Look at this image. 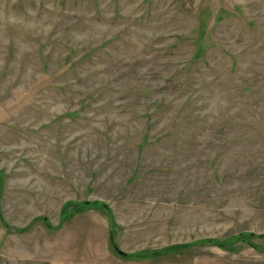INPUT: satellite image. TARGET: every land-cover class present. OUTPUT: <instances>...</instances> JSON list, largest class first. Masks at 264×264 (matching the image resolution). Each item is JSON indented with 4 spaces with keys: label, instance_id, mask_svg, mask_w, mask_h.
Returning <instances> with one entry per match:
<instances>
[{
    "label": "rangeland",
    "instance_id": "1",
    "mask_svg": "<svg viewBox=\"0 0 264 264\" xmlns=\"http://www.w3.org/2000/svg\"><path fill=\"white\" fill-rule=\"evenodd\" d=\"M0 264H264V0H0Z\"/></svg>",
    "mask_w": 264,
    "mask_h": 264
},
{
    "label": "water",
    "instance_id": "2",
    "mask_svg": "<svg viewBox=\"0 0 264 264\" xmlns=\"http://www.w3.org/2000/svg\"><path fill=\"white\" fill-rule=\"evenodd\" d=\"M117 251V253L119 254V255H121V256H125L122 252H120V251H118V250H116Z\"/></svg>",
    "mask_w": 264,
    "mask_h": 264
},
{
    "label": "trees",
    "instance_id": "3",
    "mask_svg": "<svg viewBox=\"0 0 264 264\" xmlns=\"http://www.w3.org/2000/svg\"><path fill=\"white\" fill-rule=\"evenodd\" d=\"M3 225H5V223H3Z\"/></svg>",
    "mask_w": 264,
    "mask_h": 264
}]
</instances>
